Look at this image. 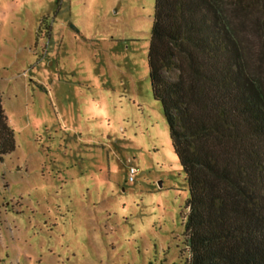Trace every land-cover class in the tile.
<instances>
[{
    "label": "rangeland",
    "instance_id": "rangeland-1",
    "mask_svg": "<svg viewBox=\"0 0 264 264\" xmlns=\"http://www.w3.org/2000/svg\"><path fill=\"white\" fill-rule=\"evenodd\" d=\"M154 4L0 0L16 138L0 161V264H182L189 191L151 89Z\"/></svg>",
    "mask_w": 264,
    "mask_h": 264
},
{
    "label": "trees",
    "instance_id": "trees-1",
    "mask_svg": "<svg viewBox=\"0 0 264 264\" xmlns=\"http://www.w3.org/2000/svg\"><path fill=\"white\" fill-rule=\"evenodd\" d=\"M148 66L188 185L182 264H264V0H155Z\"/></svg>",
    "mask_w": 264,
    "mask_h": 264
},
{
    "label": "built area",
    "instance_id": "built-area-1",
    "mask_svg": "<svg viewBox=\"0 0 264 264\" xmlns=\"http://www.w3.org/2000/svg\"><path fill=\"white\" fill-rule=\"evenodd\" d=\"M130 173H131V175H134V174H136V173H137V170H136V169H134V168H131V169H130Z\"/></svg>",
    "mask_w": 264,
    "mask_h": 264
}]
</instances>
